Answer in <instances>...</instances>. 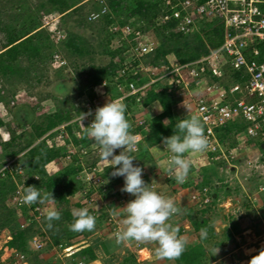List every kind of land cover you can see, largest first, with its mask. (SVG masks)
<instances>
[{"label":"rangeland","instance_id":"1","mask_svg":"<svg viewBox=\"0 0 264 264\" xmlns=\"http://www.w3.org/2000/svg\"><path fill=\"white\" fill-rule=\"evenodd\" d=\"M87 1L88 0H84L78 5L80 7L83 5L81 7L82 9L79 8V11L73 10L71 13L61 15L60 12L55 10L54 6L50 4L49 0H0L1 27H8L9 31L17 33L20 39L31 36L34 42H41L39 44L40 48L44 50H42L43 52L41 54L42 60L39 62H35L34 64H20L19 62L18 66L22 68V72L18 70L17 72L14 71V73L8 72L7 75L0 73V97L2 98L0 102V119L10 127V129L8 127H0V171L2 168L6 167V165H11V169L17 167V165H21L20 159L25 158L24 154L26 152L19 155L18 160H16L17 158H10V156H7L3 146L6 142L11 140V130L14 131L17 136L23 137L21 140L23 143H26L29 138L33 136L31 131L32 121L37 120L40 122L42 120H40V118H42L43 115L64 111V113L67 112L70 116H74L73 120H75L77 117L75 114L78 112V109H87V104L95 109L104 106L108 101L114 100L112 93L104 86L105 80L101 84L95 86L91 91L89 80L86 76L91 66L104 67L108 65L112 59L110 52H118L121 50L114 58L118 66L115 70L116 77L122 78L125 76L124 78H126L129 76V73H135L131 67V63H134L131 62L132 59H134L131 55L134 41L128 29H134L133 26L136 23V19L131 17L129 20L124 21L125 14L129 11V9H127L126 12L121 15L124 24L120 23L119 25L115 23V25L110 26L109 31L113 35L111 34L106 40L105 29L102 26L103 23H100L98 20L90 21L88 18L90 16L89 13L95 11L92 9L94 5H92L93 3H91V0ZM128 2L129 6H127V8H133L135 0ZM34 24L37 25L36 30H33ZM28 31L29 34L27 33ZM25 33L28 35H25ZM151 35L158 41L155 33ZM5 37L6 34L0 30V41H4ZM63 37H66V39L69 37L77 38L78 42L85 50L84 53L75 55L65 48V43H62ZM47 39H49V41H47ZM49 45H52V47H49ZM56 56H58L57 59H55ZM141 64L143 65L142 62ZM144 68V70H140L142 72H148L146 71L147 67L144 66ZM164 69H166V67L157 71L154 70V75L160 78L155 83L158 85L157 89H166L167 92L173 95L175 101L174 108L176 111L185 110V115L177 114L178 117L182 118L186 115L191 116L192 114L189 110H186L183 100L176 97V93L171 88L172 86L169 83L170 77L161 78L165 72ZM152 71L153 70L148 72V77L151 79L150 82L147 83L149 85L152 84V79L155 77L152 75ZM81 90L83 94L80 93ZM155 107H158L162 113L160 104L155 103L154 106L152 105L147 110L150 113V117L155 116ZM144 109L145 108L140 105L138 111L135 113L136 117L134 116L133 118L138 120L139 125L145 123V129L148 130V119L144 114H140L143 113ZM92 143L94 142L92 141ZM37 144L38 142H35L33 146ZM14 146L17 147V145ZM225 148L227 149V147ZM237 149V158L231 162L230 165L237 166L239 171H237V169L231 170L226 162L211 160L206 151L198 153L199 156L195 154V158L192 157L195 159V162L200 160L205 163L206 167L200 166L202 168V174H199L197 178L191 177L188 173L186 184L189 181L193 183L195 182L194 179H197V183H199L198 187L202 185L209 186L212 189L215 201L211 207L207 208L208 211L205 214L212 222L217 220L216 224H218L219 220L222 222L221 226L218 227V231H215L213 226L216 224H213L212 227L215 232H207V239L200 242L206 250L205 260L207 264L217 260H222L226 264H243L241 262L242 257L257 255L260 250L264 249V173L260 174L259 172H255L254 174V171H250V168L246 165L250 161L255 162L259 159L262 155V148L260 149L257 143L249 144L248 141H244ZM12 150L13 148L10 151ZM163 150H165V147H163ZM166 152L168 155L170 154L167 150ZM154 153V165L147 166V170L149 171V169H151L153 174L159 173L160 176L164 177V175L168 173L163 162L165 159H168V156L162 158L160 150H154ZM197 157H199V159H197ZM47 167L50 177L59 178L61 175L57 172L60 171L61 174L64 173L68 165L64 161L58 160ZM23 176L25 175H21L22 179ZM14 179L15 182L18 183V177L15 176ZM22 179H20V186L22 185ZM66 180L67 179H65L64 183L56 187V192L52 193L55 202L52 204H41L45 213L48 209L60 211V214L61 212L67 213L68 211L72 215V219L69 221L70 225L75 219L73 211L87 208L91 211L99 210L104 213V221L97 222L93 231L74 232L70 230L68 225L66 237L62 238L63 242L68 243V245H65H72L74 249H80L81 246H84L85 241L91 244V240H93L92 237H94L97 232L104 233V236H107L106 239H111L112 237L113 241V234L110 231V227L107 225V218L110 216L111 212L107 209L102 211L99 208L100 203L105 201L103 198L104 193L102 194L99 192L95 196L96 200L94 204L89 206L88 204H84L85 202L82 198L86 190L85 184L79 179V186L82 185L84 190L81 188L78 190L72 182ZM172 187H175L173 188L175 192L173 194L176 195V201L179 199L181 203L183 199H190V195L195 188L194 185L190 184L184 186V188H180L178 192L179 186L176 187V183H174ZM183 190L185 191L182 194ZM187 190H189V192ZM248 193L250 197H248ZM114 196H118V201L125 199L126 202H129V199L123 196L120 190L116 191ZM62 198H64L63 202ZM179 204L180 203H178V206ZM120 205H123V203ZM109 210L111 209L109 208ZM100 212L97 213L96 217L103 216ZM30 214L31 213L28 212V215ZM184 214L187 215L185 218H190L192 216L195 218L197 214L198 216L202 215L200 210H197L196 214H189L187 211ZM29 217H27L26 214L20 216V228L30 224ZM115 217H117V215H115ZM194 218L192 221H194ZM46 226L47 221L45 219L37 223L33 229L42 230L46 229ZM249 229H251L252 232L250 234H244V231ZM107 233H109L110 236ZM32 238L33 237L29 239L28 245L26 246L27 254H24L26 255L25 261L20 260L18 264H70L68 261L69 258H67L65 252L55 249L54 245L52 246L50 243L47 244L43 251L37 252L34 249ZM11 239V229L8 227L4 228L0 233V264H11L12 262L18 261L20 256L23 255V253L17 252L16 249H10L6 246ZM95 240L97 241L98 239ZM107 241L110 244L112 243V241ZM122 246L121 244L119 247L122 248ZM251 246H256L257 251L256 249H247H250ZM214 248H219V252L215 256L212 251ZM120 251V249H116L115 252L112 251L110 253L104 251L106 253V264H121L123 260L120 257L123 255L120 256ZM99 252L102 253L100 250ZM77 260L78 263L82 261L79 258Z\"/></svg>","mask_w":264,"mask_h":264},{"label":"trees","instance_id":"2","mask_svg":"<svg viewBox=\"0 0 264 264\" xmlns=\"http://www.w3.org/2000/svg\"><path fill=\"white\" fill-rule=\"evenodd\" d=\"M49 1L50 4L54 6L55 10L60 12L61 15H64L66 13H71L73 10L79 11V8L83 5H81V7L78 5L84 0ZM128 1L132 2V0H91V3H93L92 5H94L92 9L95 12L89 13L90 16L88 18L90 21L98 20L100 23H103L102 26L105 29L106 40L112 34L109 31L110 26L115 25V23L119 25L120 23L124 24V21L129 20L131 17L136 19V23L133 26L136 31H140L142 33L152 32L156 34L159 44L155 49V52L137 59L134 66H137L142 62L143 66L146 67H166L167 69H173L175 65L189 64L207 56L211 53V51L216 50L223 43V26L218 21H213L211 23L205 21L199 22L194 32L184 34L177 30V25L179 23L177 20L172 22L168 21L166 23L158 21V19H160V17L166 12L165 0H135L133 8L131 9L127 8V6H129ZM127 9H129L128 13L126 12ZM125 12V20L123 21V17L121 15ZM92 15H97L98 17L94 19ZM1 26L2 25L0 23V30L6 34V37L4 38V41H0V73L7 75L8 72L14 73V71L17 72L18 70L22 72V68L18 66L19 62L20 64H34L35 62L42 60L41 54L44 50L40 48L39 44L41 42H34V39L31 36H26L27 38L20 39L17 33H12L9 31L8 27ZM36 26V24L33 25V30L37 29ZM29 31L27 32L28 34ZM27 33H25V35H28ZM132 37H134V35H132ZM47 41H49V39H47ZM62 43H65V48L70 50L75 55L83 54L85 51L82 45L78 42V39L75 37H69L68 39L63 37ZM49 47H52V45H49ZM258 47L262 52L261 59L263 60L264 42H262ZM118 52H110L112 59L108 65L104 67H96L95 65L91 66V69L87 72L88 75L86 76L89 80L91 91L95 86L101 84L105 80L107 90L112 93V97L114 99L121 98L122 96V93L119 91L120 85L133 83L136 87L141 88L136 95L126 97L124 99V103L127 105L126 118L131 124V133L141 136V141L137 144L138 151L132 153L136 159L133 161V164L134 166L141 167L144 170L145 166H148V163L154 165V157L150 153V149L159 145L164 146L163 139L174 134L177 121L186 119L190 116L182 118L177 116L174 108L175 101L173 95L170 92H167L166 89H157L158 85L155 83L150 85L147 84L151 80L148 77V72L139 71L137 74L129 73V76L126 78H124V76L116 81L115 70L118 66L114 61V58ZM226 75L227 77L225 80L223 79L222 82L227 87H229L230 84L243 81L242 72L240 71L231 72L228 70ZM80 93L83 94V91L81 90ZM1 101L2 98L0 97V102ZM155 103L160 104L162 113L148 118L149 129L146 130L145 123L139 125L138 120L133 117H136L135 113L138 111L140 105L144 108H148ZM87 112L88 109L86 108L81 110L78 109V112H76L75 115L78 117L80 116V113ZM73 119L74 116H70L69 113H64V111L43 115V117L40 118V122L37 120L32 121L31 131L33 136L30 137L26 143H23L21 140L23 137L17 136L16 133L11 130L12 138L3 146L6 150L7 156H10V158H17L16 160L19 159V155L26 152L24 154L25 158L20 159V167H22L28 177H31L34 174H39L41 176L42 180L37 185V188H40L41 191H52V193H54L56 192V187L64 183L65 179H69L70 182L75 185L76 189L79 190L81 188L84 190L82 185L79 186L80 181L78 179L79 173L84 168L81 164L84 163V165L89 168L96 166L99 162H102L98 153L90 151L84 159L81 160L79 157H75L72 163L67 164L68 167L64 173L60 174L61 177L53 178L48 175V171L46 170L47 165L53 161H58L64 158L67 150L66 148L58 146V144L54 142L52 145H49L48 141L56 135V132H54L55 129L63 124L72 122ZM87 126L89 125L87 124ZM0 127H8L10 129V127L4 123L2 119H0ZM246 127L247 124L242 121V119H239L238 121L230 122L226 126L216 130V135L221 144L227 147L228 150H235L239 147L237 134L244 132ZM65 130L69 133L68 139L76 146L87 149L90 148L92 139L86 136L84 129H81L79 123L69 124ZM48 133L51 134L46 138H43ZM35 142H38V144L33 146ZM261 142H263L262 138H253L248 140L249 144L257 143L258 146L261 145ZM14 145H17V147ZM12 148L13 150L10 151ZM15 176L19 179L18 183L15 182ZM164 176L165 177H163L162 180L167 184L173 185L176 183L175 179L168 174ZM20 179H22L21 175L16 171L6 170L4 176L0 174V233L6 227L10 228L12 232V239L6 246L10 249H16L17 252H21L23 255L27 254L26 246L28 245L29 239L34 237V235H39L44 240H47L48 238L49 240H47V242L52 246L62 245L65 247L68 245V243L62 241V238L66 237L67 226L69 225V221L72 219V215L68 211L67 213L61 212V219L59 221H54L55 224L53 223L54 227L52 230H49L47 226L46 229L42 230L33 229L37 222L34 220L32 212L37 204L14 205L12 202L13 195L17 189V185L20 183ZM194 180L196 181V179ZM120 181V177H118L114 182L111 181L109 191L104 193V200L112 198L116 194V192H114L113 185ZM190 184L193 185L194 182L192 183L189 181L187 184L176 183V187L179 186V188H184V186H188ZM154 187H156V185ZM94 192V189H90L87 194L84 191V196L82 198L84 200L89 199ZM64 198H62V202L64 201ZM214 201L215 200H213V202L205 208H199L198 205H195L196 209L200 210L202 214L201 216H198L197 214L193 221L197 230L204 227L207 228L208 233L215 232L211 222L205 214L208 211L207 208L211 207ZM88 211L90 215L94 216V211ZM28 212L31 214L28 215ZM100 213L102 215L104 214L102 212ZM22 214H26L27 217L30 216V224L24 228H20V216ZM45 219L46 215L44 216L43 221ZM102 220L104 221V215L96 217V223ZM200 236L199 240L202 242L203 240H201ZM119 246L120 245H116L115 240H113L111 244L104 242L102 249L110 253L112 251L115 252ZM205 254L206 250L200 243L191 250L183 253L179 259H176V262L178 264H207ZM24 256L26 257V255ZM68 258L70 264H78V258L86 264H89L90 262L97 260L98 255L95 247L88 246ZM122 260L121 264H141L138 262L134 254L127 255Z\"/></svg>","mask_w":264,"mask_h":264},{"label":"built area","instance_id":"3","mask_svg":"<svg viewBox=\"0 0 264 264\" xmlns=\"http://www.w3.org/2000/svg\"><path fill=\"white\" fill-rule=\"evenodd\" d=\"M165 6L166 12L158 21L166 23L177 20L179 22L177 30L184 34L194 32L199 22L202 21L208 23L218 21L222 24L223 43L221 46L195 62L175 65L173 69H164L165 72L161 78L170 77L169 83L176 93V97L183 100L187 111L189 110L192 115H198L204 123L205 135L208 138L206 152L212 155L211 160L223 161L226 162L227 166H230V163L237 158L238 149L227 150L219 141L216 130L230 122L242 119L247 124V127L244 132L237 134L239 147L241 143L249 139H263V142L259 145V148H262V155L255 162L250 161L246 164L250 171L263 174L264 59H261L262 52L258 46L264 42V0H165ZM92 17L95 19L98 16L92 15ZM128 30L131 35H134V44L131 49V55L134 58L131 62L134 63H131V67L135 71L134 74H137L141 71L140 69L144 70L145 68L142 64L134 66L136 60L154 53L159 43L152 37V32H148L146 35L134 29ZM57 58L58 56L55 57V59ZM163 68L147 67L146 71L151 72L153 70L152 75H154V70L157 71ZM228 70L231 72H242L243 81L230 84L227 87L222 80L227 77ZM115 79L118 81L120 78L115 77ZM159 79L156 75L152 79V84ZM104 86H106V82H104ZM140 90L141 88L136 87L133 83L119 86L123 100L126 97L136 95ZM86 106L88 109L87 113L91 111V115L86 116L82 122L79 116L72 122L59 126L54 130L56 135L48 141L49 145L55 142L67 149L65 157L60 159L67 164L72 163L75 157H79L81 160L84 159L90 151L99 154V149L94 146V143L91 144L89 149L76 146L68 139L69 133L65 130L69 124L79 123L82 130L84 129L83 126L87 127V124H91L96 108H91L89 104ZM50 134L48 133L44 138ZM135 136L137 141L134 153L138 151L137 144L141 141V136ZM105 164L102 161L96 166L89 168L84 163L81 164L84 168L79 173L78 178L85 184L86 194L90 189L95 190L89 199L84 200V204L93 205L96 200L95 196L99 192L103 194L109 191V183H107L105 175ZM6 170L16 171L21 175H25L22 179V185H17L12 202L14 205H27L23 203L24 189L28 186L37 188V185L42 180L41 176L34 174L28 177L20 165L12 169L11 165H6V167L1 169L0 174L4 176ZM198 184L196 179L190 200L195 205H198L199 208H205L213 202L214 193L209 186L201 185L198 187ZM120 202L125 204L126 200L121 199ZM36 204L37 206L32 213L34 220L40 223L46 213L40 203ZM97 213L98 211L94 210V216H97ZM107 225L110 227L112 234L122 227L121 222L114 215H110L107 218ZM32 239L35 250L44 249L48 244L47 240H49L48 238L44 240L39 235L34 236ZM125 244H128V242L122 245ZM137 246H140L139 243ZM54 248L64 251L67 257L72 256L74 253L69 251L73 247L60 245L54 246ZM25 259V256L21 255L18 261L11 264H18L20 260L25 261ZM78 264L86 263L80 261Z\"/></svg>","mask_w":264,"mask_h":264},{"label":"clouds","instance_id":"4","mask_svg":"<svg viewBox=\"0 0 264 264\" xmlns=\"http://www.w3.org/2000/svg\"><path fill=\"white\" fill-rule=\"evenodd\" d=\"M126 111L127 105L123 98L108 101L104 106L96 108L91 124L83 126L86 136L90 137L94 146L99 149L101 160L114 169L112 176L124 178L121 191L134 197L122 208L125 218L122 220V227L113 234L115 243L121 245L130 241L154 242L157 245L158 258L169 261L179 259L186 250L187 240L179 234V227L170 221L182 214V208L177 206L174 198L166 197L155 190L156 180L147 184L142 179L143 169L134 166L133 161L136 159L132 153L136 150L137 137L130 131L131 124L126 118ZM91 114V111L80 113L81 122ZM163 144L165 150L171 154L165 161L168 175L173 177L177 184L186 183L192 163L190 156L202 153L208 147V138L199 116L191 115L177 121L174 134L164 138ZM117 149L121 150L120 154L114 155ZM209 156L212 157L211 154ZM24 193L23 203L27 205L55 202L52 192L41 191L35 186L25 187ZM111 214L118 215L115 210H112ZM73 216L74 222L69 225L71 231L95 229L96 217L90 215L87 208L74 210ZM60 219L59 211L47 210L46 221L49 230L54 227L53 221ZM200 233L201 240L207 239V228L202 227ZM76 250L74 249L73 254L78 252ZM212 251L215 256L219 248ZM248 264H264V249L252 256Z\"/></svg>","mask_w":264,"mask_h":264},{"label":"crops","instance_id":"5","mask_svg":"<svg viewBox=\"0 0 264 264\" xmlns=\"http://www.w3.org/2000/svg\"><path fill=\"white\" fill-rule=\"evenodd\" d=\"M153 106H154V104H153ZM150 107L145 108L144 111H143V113H140V114H144L147 119L150 117V113H149V111H147ZM155 109H156L155 116L161 113V111H160V109L158 107H155ZM175 112L177 114H183V115H185V110H180V111L177 110ZM163 147H164L163 145L155 146L152 149H150V153H152V155L154 157L155 156L154 150H157V151L160 150V154H162V158L167 157L168 156V153L166 152V150H163ZM120 151H121L120 149H117L116 152L114 153V155H119L120 154ZM196 154H197L196 156H199L198 153H196ZM192 157L195 158V156L194 155H191L190 156V159H191L192 163H191V168H190L189 174H190L191 177L197 178V176L199 174L200 175L202 174V168L200 166H205V163H203L200 160H197V162H195V159H193ZM197 159H199V157H197ZM166 160L167 159H165L164 162H163V165H164L165 168H166V164H165V161ZM53 162H55V161H53ZM53 162L50 163V164H48L47 166L53 164ZM105 165L107 166L108 164L106 163ZM149 165H152V164H148V166ZM106 166H105V175H106L107 181L109 183L108 185H109V187H111L110 186L111 185L110 184L111 181L112 182L116 181V179L118 177H113L111 173L114 171V169L110 168L109 165L107 167ZM230 168H231V170L232 169H237V171H239V168L237 166H235V165H230ZM147 169L148 168L145 166V168L143 170L144 174L142 175L143 180L147 184H151L152 180H156L157 184H156L155 190L158 193H160V194H162V195H164L166 197H172V198H174L177 206H178V203L181 204V205L179 204V206L182 208V214H179V215L173 217L170 222L179 227V229H180L179 234L181 236L185 237V239L187 240L186 250L184 251V253H185V252L191 250L192 248H194L195 246H197L198 244H200L199 236L201 235V233H200V230H197L196 229V226L194 225V222L192 221L194 217L192 216L190 218H185L187 215L184 214L186 211L189 214H196V212H197L196 206H195V204H192V202L190 201V199H187V200L183 199L182 200V203H181V200H179V199L176 201V195L173 194V193H175L174 192V189H173L175 187H172V185L167 184L166 182H164L163 180H161L163 177L160 176L159 173L158 174H153L151 169H149V171ZM46 170L48 171V167L46 168ZM205 170H206V168H205ZM57 173L61 174L60 171L57 172ZM120 180H121L120 182H118L115 185H113L114 191L116 192V191H119L120 190L121 194L123 196H126L129 199L128 201L134 199V197L131 196L130 194L124 193V192L121 191V188L124 186V178L123 177H120ZM66 181L70 182L69 179L66 180ZM171 187H172L173 190L171 189ZM179 191H180V188L178 189V192ZM184 191L185 190L182 191V194L184 193ZM187 191L189 192V190H187ZM248 197H250L249 193H248ZM127 203L128 202H126L123 205H120L122 203L120 201H118V196H113L111 199H106L105 201H103L102 203H100V207L99 208L102 211H104V209L105 210L107 209L110 212H111V210H116V212L118 213V215H117L116 218L119 219V221L122 223V220L125 218V213H124V211H123L122 208L124 206H126ZM109 208L111 210H109ZM209 221L211 222V224L213 226V224H216V221L217 220H215L214 222H212V220L209 219ZM221 223H222L221 220H219L218 221V224H216V225L213 226L214 229H215V231L216 230L217 231L219 230L218 227L221 226ZM108 232L110 233L109 230H108ZM251 232H252V230L249 229V230L244 231V234H247V233L250 234ZM109 233H107V234L110 236ZM106 237L104 236V233L97 232L95 234V236L92 237L93 240H91L92 241L91 244H93V245L89 244V242L86 243L87 241H85L84 242L85 243L84 246H81L80 249H77L76 251H79V250H81V248L83 249V248H86L88 246L95 247L96 248L97 255H98V258H97V260L92 261L89 264H106V258H105L106 257L105 256L106 253L104 252V249H101V247L103 246L104 242L105 243H108L107 240H109V242L112 241V237H111V239L110 238L109 239H106ZM254 237H255V235H254ZM95 239H98V240L96 241ZM137 243H140V246L139 247H137ZM156 247H157V245L154 242H136V241H131V242H128V244L123 245L122 248L118 247L117 250L120 249L121 250L119 252L120 253V256L123 255L120 258L124 259L125 256L130 255V254H134L136 256L138 262H140L141 264H178L176 262V260L169 261L167 259H163L162 260V259L158 258L157 255H156ZM247 249L248 250H254V249H256V251H257V247L256 246H251L250 249L249 248H247ZM99 250L102 251V253L99 252ZM251 256L252 255H250L248 257L247 256L242 257L241 262L243 264H248V262L250 261V257ZM210 264H226V263L223 262L222 260H217V261L211 262Z\"/></svg>","mask_w":264,"mask_h":264},{"label":"bare ground","instance_id":"6","mask_svg":"<svg viewBox=\"0 0 264 264\" xmlns=\"http://www.w3.org/2000/svg\"><path fill=\"white\" fill-rule=\"evenodd\" d=\"M69 251H74V248H71Z\"/></svg>","mask_w":264,"mask_h":264}]
</instances>
